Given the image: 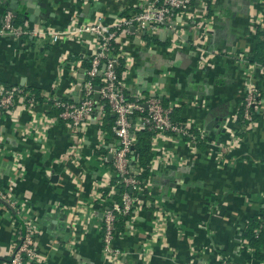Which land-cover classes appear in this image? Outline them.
Instances as JSON below:
<instances>
[{"label":"crops","instance_id":"obj_1","mask_svg":"<svg viewBox=\"0 0 264 264\" xmlns=\"http://www.w3.org/2000/svg\"><path fill=\"white\" fill-rule=\"evenodd\" d=\"M140 1L30 0L39 24L22 17L23 7L14 16L35 35L0 36V87L31 88L40 100L30 110L17 104L0 122V191L36 227L37 260L26 264H219L223 258L264 264V249L255 260L243 238L250 218L264 210V71L246 65L252 37L264 36V0H194L176 17L175 32L132 26L119 35L129 61L127 94L177 104L199 148L193 153L169 136L154 141L147 196L136 195L131 220L113 241L118 262L102 252L108 204L99 190L111 175L94 155L103 150L111 162L109 150L117 146L102 128L104 106L74 129L55 121L43 100H77L78 76L95 53L96 37L86 32L52 42L48 32L112 26L138 12ZM248 78L262 91L261 114L252 131L241 132L234 116ZM15 221L0 201V263L11 255Z\"/></svg>","mask_w":264,"mask_h":264},{"label":"built area","instance_id":"obj_2","mask_svg":"<svg viewBox=\"0 0 264 264\" xmlns=\"http://www.w3.org/2000/svg\"><path fill=\"white\" fill-rule=\"evenodd\" d=\"M193 1L142 0L138 2V12L128 17H121L112 26L105 27L99 24H91L68 32H48L52 42H56L63 36L86 32L94 34L96 37V50L90 58V68L84 72L83 83L78 84L81 97L78 99L77 96L75 102L48 96H43V100L47 102L49 109L58 110V114L53 118L55 121L66 122L74 129L82 127L85 122L92 118L97 105L94 100L96 92L99 94V108L102 110L103 106L107 107L108 111L113 114L114 122L111 126V132L117 146L109 150L112 155L111 162L115 173L120 178V182L129 190H126L122 195L121 205L105 197L108 206L101 218L102 252L113 263L118 262L120 256L119 251L112 246L113 241L117 235H121L124 232H118L116 229L117 216L129 215V220H131V213L135 211L138 202L136 195L142 192L138 188L139 181L136 178L140 170L135 165L134 156L131 159L129 158L133 154L132 150L136 142V133L147 130L154 134L152 140L153 151L154 141L158 137L169 136L174 142L189 145L192 148V152L195 153L199 138L192 124L184 121H172L171 114L174 108H178L177 104L168 103L166 107L157 96H129L127 94L124 80L117 78L115 67L119 64V58H122L126 72L129 68V61L121 56L120 47L118 54L115 55L113 53L115 49L112 43H118L119 35L127 32L132 26L139 30L156 34L161 30L175 32L176 17L185 13ZM14 20L15 16L12 12L5 11L2 14L0 36H7L17 40L21 37L35 35L32 29L15 25ZM246 65L248 67L256 66L264 71L257 64L250 65L247 62ZM125 72L122 75L123 78ZM95 77H100L98 91L94 90L95 87L92 84V80ZM17 104H22L30 110L39 105V101L34 93L26 91L23 87H0V122L3 114L10 112ZM261 106L262 91L248 78L244 85L241 103L234 116V121L240 126L241 132H250L257 126L261 114ZM183 139H186V142H183ZM103 160L105 161V157ZM146 186L148 187V182ZM0 200L11 207L16 219L15 241L11 255L0 264L35 262L37 260L35 248L36 227L33 220L23 215L17 207L16 201L10 199L6 193L0 191ZM260 224L261 226L264 225V217L260 219ZM244 242L247 244L246 240ZM249 250L252 251L250 248ZM219 264H232V262L223 258Z\"/></svg>","mask_w":264,"mask_h":264},{"label":"trees","instance_id":"obj_3","mask_svg":"<svg viewBox=\"0 0 264 264\" xmlns=\"http://www.w3.org/2000/svg\"><path fill=\"white\" fill-rule=\"evenodd\" d=\"M3 10V9H2ZM1 10L0 6V20L3 11ZM125 15V14H123ZM124 17V16H123ZM14 24L17 26L22 25V20L16 16L14 20ZM145 40L147 42H150L151 40L145 36ZM252 41L254 44V47L252 49V52L250 56H248L246 59L250 65L257 64L261 66L264 69V36L257 32L252 37ZM112 46L115 49V52H113L115 55L119 53V44L118 43H112ZM90 58L83 60V69L84 72H86L90 68ZM115 71L117 74V78L123 79V73L125 72L124 67V60L122 58H119V64L115 67ZM92 84L94 87L100 86V77H95L92 80ZM7 88H13V86H8ZM26 91H29L31 93H34L37 100H39V92L34 89H26ZM162 104L164 106H168V102L161 100ZM104 118H103V124L102 128L111 130V126L114 122V119L111 117V113L108 111L107 107H104ZM50 113L52 115H57L58 110H55L54 108L51 109ZM180 111L178 108H174L171 114V119L173 122H182L183 119L180 118ZM239 120V119H238ZM239 123V121H238ZM154 134L147 131L142 130L138 131L136 133V142L133 145V154L129 156V158H135V165L139 168L140 173L136 176L137 180L139 181L138 188L141 189V194L144 196H147V182L149 181V177L151 174V167L153 164L154 157L156 153L153 152L152 147V140H153ZM183 142H186V139L182 140ZM198 146V145H197ZM199 148V146H198ZM1 150V149H0ZM105 155V152L103 150H99L95 152V162L99 166L101 162L102 165H100L103 170H107L110 172L111 179L109 186L107 188L99 190V193L102 197H108L110 200H112L114 203L121 205V199L124 192L127 190V188L124 187L123 183L120 182L119 176L115 173V170L113 169L112 162H106L103 160V157ZM1 185V182H0ZM112 193V195L109 196V194ZM133 211V210H132ZM131 211V212H132ZM264 217V210H261V212L257 216H253L250 218L249 223L243 232V238L247 241L248 247L252 250V256L255 260H261L263 256L261 255V250L264 249V225L261 226L260 219ZM130 216H117L116 220V229L118 232H123L125 224L129 221Z\"/></svg>","mask_w":264,"mask_h":264},{"label":"water","instance_id":"obj_4","mask_svg":"<svg viewBox=\"0 0 264 264\" xmlns=\"http://www.w3.org/2000/svg\"><path fill=\"white\" fill-rule=\"evenodd\" d=\"M0 2H4L5 5L7 6V11L12 12L14 15H18V13H20V9L23 7L25 10L24 12H22V17L25 20H28L34 24H39L40 20L37 18L34 20V18H32V15H36V13L34 14L33 12L30 11L31 9V5L32 3L30 2V0H0ZM132 30H134V28H131ZM104 68V67H103ZM84 70L80 71V74L78 76V84H82L84 81ZM95 91H98L99 88L95 87L94 88ZM78 91V99L81 97V93L79 91V87L77 88ZM94 100L97 103L96 107L99 104V94L96 92L94 94ZM99 107V106H98ZM96 114V111L95 113ZM113 116V114H112ZM108 159L111 160L112 159V155H108ZM1 201V200H0ZM1 260V258H0Z\"/></svg>","mask_w":264,"mask_h":264}]
</instances>
